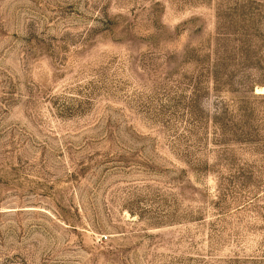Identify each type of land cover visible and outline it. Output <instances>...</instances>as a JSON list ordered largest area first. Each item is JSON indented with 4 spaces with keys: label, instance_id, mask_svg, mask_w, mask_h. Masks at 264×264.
Instances as JSON below:
<instances>
[{
    "label": "rangeland",
    "instance_id": "obj_1",
    "mask_svg": "<svg viewBox=\"0 0 264 264\" xmlns=\"http://www.w3.org/2000/svg\"><path fill=\"white\" fill-rule=\"evenodd\" d=\"M0 264H264V0H0Z\"/></svg>",
    "mask_w": 264,
    "mask_h": 264
}]
</instances>
